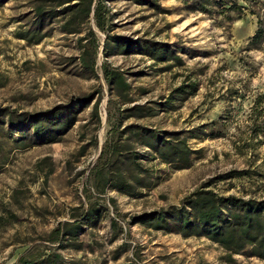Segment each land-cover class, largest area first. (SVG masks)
<instances>
[{
    "label": "rangeland",
    "instance_id": "1",
    "mask_svg": "<svg viewBox=\"0 0 264 264\" xmlns=\"http://www.w3.org/2000/svg\"><path fill=\"white\" fill-rule=\"evenodd\" d=\"M153 1L166 13L132 0H93L94 8L102 4L108 10L107 33L95 26L91 13L88 26L94 36L82 43L78 39L85 33L66 36L53 23L50 37L28 45L14 35L28 20L27 0H10L0 8L1 107L42 113L93 94L89 106L77 114L75 125L57 143L13 149L3 128L0 216L9 224L0 222V264L29 257L28 249H46L42 238L58 223L70 221V209L80 206L84 212L92 202L106 210L96 228L83 229L79 237L85 244L83 251H61L67 262L229 264L223 249L206 238L184 239L149 230L134 219L179 206L184 197L204 186L222 197L264 200V37L257 48L247 46L259 27L264 30V0H234L239 10L212 16L185 11L180 0ZM107 36L168 45L182 64L155 62L136 50L120 54L113 44L107 56L103 51ZM81 47L93 55V78L79 64ZM105 69L122 74L132 103L123 104L111 91ZM180 88L185 94L174 93ZM97 98L99 124L91 116ZM153 102L169 103L154 117L129 119L123 125L136 123L168 132L196 128L200 138L188 141L198 151L191 166L176 171L151 160L145 165L158 177L152 190L138 199L114 191L98 196L92 171L118 114L133 105ZM9 135L18 138L17 132ZM82 145L87 149L79 157ZM234 172L242 174L222 179ZM10 215L17 219L11 220ZM110 220L117 224L116 233ZM90 244L92 252L87 248ZM115 251L120 256L113 261ZM234 260L233 264H264L243 255H234Z\"/></svg>",
    "mask_w": 264,
    "mask_h": 264
},
{
    "label": "trees",
    "instance_id": "2",
    "mask_svg": "<svg viewBox=\"0 0 264 264\" xmlns=\"http://www.w3.org/2000/svg\"><path fill=\"white\" fill-rule=\"evenodd\" d=\"M9 1L0 0V8ZM132 1L136 5L150 6L161 13H166L153 0ZM180 1L184 4L185 11L209 16L215 12L224 15L240 8L236 6L234 0ZM27 5L29 11L25 18L28 20L17 27L14 35L28 45H38L50 37L53 23H57L59 32L66 36L85 33L78 39L82 43L87 36H94L88 26L91 13L95 18V26L107 33L105 18L108 10L102 4L94 8L93 0H27ZM263 37L264 30L259 27L248 40L247 46L257 48ZM111 44L117 47L120 54H130L132 50H136L137 54L155 62L171 60L178 66L182 64L181 58L173 53L172 48L162 43L151 40L130 43L120 36H107L103 50L107 56L111 54L109 51L113 47ZM81 49L79 64L87 77L93 78L96 76L93 55L89 50L83 47ZM104 76L111 91L123 101V104L132 103L128 97L129 86L122 74L105 69ZM174 93L185 94V91L180 88ZM92 97L93 94L83 95L69 104H59L42 113H18L17 110L0 106V134L6 126L5 139L12 142L13 149L57 143L75 125L77 114L89 106ZM99 100V98L95 100L91 112L96 124L100 123L97 113ZM168 101H171V98ZM166 104L153 102L133 105L120 111L118 122L112 127L109 139L104 142L92 171L93 189L98 196L114 191L125 197L138 199L144 191L152 190L157 185L158 177L152 168L145 165L151 160L157 159L176 171L191 166L198 151L191 149L188 141L200 138L195 133L196 128L168 132L136 123L123 125V122L129 119L154 117ZM12 132L18 133L17 139H12L9 135ZM86 149L87 145L80 147L79 157L84 155ZM66 167L70 168V163H66ZM240 174L242 173L234 172L222 179H230ZM108 202L114 203L110 198ZM105 210L97 202L89 203L84 212L80 206L70 209L68 215L70 221L58 223L56 228L42 238L48 246L46 249L35 252L28 249L30 256H21L14 264H86L82 259L78 262H67L61 251L68 249L83 251L85 244L79 239L83 229L96 228ZM10 218L17 219L14 215H10ZM0 222L9 224V221L1 216ZM134 223L141 224L149 230L174 233L184 239L206 238L223 249V258L229 264L234 263V255L256 258L264 262V200L222 197L212 190L205 189L204 186L184 197L179 206L141 215L134 219ZM109 224L116 233V222L110 220ZM87 248L93 251L91 244ZM119 256L120 252L115 251L112 260L116 261Z\"/></svg>",
    "mask_w": 264,
    "mask_h": 264
}]
</instances>
